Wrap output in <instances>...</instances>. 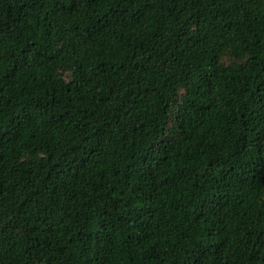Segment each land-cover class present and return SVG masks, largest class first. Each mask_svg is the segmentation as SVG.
I'll return each mask as SVG.
<instances>
[{
  "label": "trees",
  "instance_id": "16d2710c",
  "mask_svg": "<svg viewBox=\"0 0 264 264\" xmlns=\"http://www.w3.org/2000/svg\"><path fill=\"white\" fill-rule=\"evenodd\" d=\"M0 264H264V0H0Z\"/></svg>",
  "mask_w": 264,
  "mask_h": 264
}]
</instances>
